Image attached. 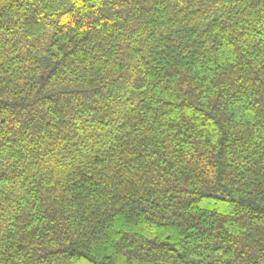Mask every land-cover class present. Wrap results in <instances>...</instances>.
Masks as SVG:
<instances>
[{
	"label": "trees",
	"instance_id": "trees-1",
	"mask_svg": "<svg viewBox=\"0 0 264 264\" xmlns=\"http://www.w3.org/2000/svg\"><path fill=\"white\" fill-rule=\"evenodd\" d=\"M0 264H264V0H0Z\"/></svg>",
	"mask_w": 264,
	"mask_h": 264
}]
</instances>
